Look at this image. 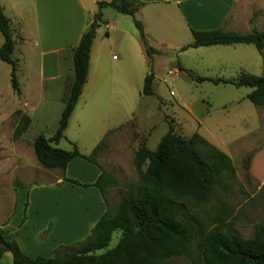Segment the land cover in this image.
Returning <instances> with one entry per match:
<instances>
[{
    "label": "rangeland",
    "instance_id": "obj_1",
    "mask_svg": "<svg viewBox=\"0 0 264 264\" xmlns=\"http://www.w3.org/2000/svg\"><path fill=\"white\" fill-rule=\"evenodd\" d=\"M2 5L13 25L20 15L30 21V6H14L10 0H2ZM102 17L104 21L97 27L93 41L87 83L57 146L71 150L75 144L87 156L101 142L96 160L117 179L105 195L107 206L115 210L124 196L140 188L134 164L136 151L143 144L155 149L169 124L182 137L197 132L207 140L217 141L219 145H215L223 151L227 145L235 166L234 182L228 189H218L209 201L184 200L182 214L200 230L217 228L237 231L245 238L252 236L264 220V184L249 173L245 159L264 145V106H255L248 100L249 87L209 80L197 82L180 71L178 63L205 77H235L241 68L264 76V49L259 52L253 45L237 44L182 50L192 42V37L176 30L169 32L164 29L168 25L162 22L156 38H147L155 49L149 59L139 44L132 16L106 7ZM228 25L240 33L262 30L264 0H237ZM15 37L12 57L18 66L20 93L11 86V65L0 59V219L16 223L25 216V234L32 237L35 231L45 229L46 233L55 230V234L77 238L87 217L86 204L105 205L97 187L83 186L92 183V174L98 168L82 156L69 162L64 173L45 169L37 161L32 142L40 134L50 137L56 131L69 82L42 81L38 53L34 51L33 55L31 49L29 53L23 49L19 32ZM3 41L0 32V47ZM114 54L118 59H113ZM151 69L154 94L144 95V78ZM17 109L27 110L32 121L15 139ZM18 181L26 185L25 191L16 190ZM120 235L121 231L116 230L107 248L114 247ZM51 243L23 241L21 246L33 256L60 254L62 249L46 253ZM69 246V250L77 247ZM174 258L181 264H195L186 256Z\"/></svg>",
    "mask_w": 264,
    "mask_h": 264
},
{
    "label": "trees",
    "instance_id": "obj_2",
    "mask_svg": "<svg viewBox=\"0 0 264 264\" xmlns=\"http://www.w3.org/2000/svg\"><path fill=\"white\" fill-rule=\"evenodd\" d=\"M96 4L98 10L92 22L72 50L74 78L64 101L58 127L50 137L38 135L32 142V148L39 164L48 170L59 169L64 173L68 163L79 156L96 164L101 170L99 176L94 182L83 186L97 187L107 206L106 190L115 185L117 179L96 160L101 151V142L87 156L82 155L75 144L71 150L57 146L64 137L69 118L87 81L91 47L96 29L102 22V9L111 7L119 13L132 16L149 59L155 49L148 43L142 22L135 17L142 4L139 0H96ZM0 32L4 38L0 59L11 65V86L16 93H20L18 66L12 57L17 40L1 4ZM191 33L192 42L183 46L182 50L237 44L253 45L259 52L264 49V28L240 33L218 27L209 30L191 29ZM178 68L197 82L209 80L215 84L249 87L248 100L255 106H264V76L241 69L235 77L212 78L198 75L180 63ZM153 81L151 69L144 78V95L154 94ZM15 114L19 118L13 138L17 139L30 126L31 118L20 109ZM252 155L245 159L247 167ZM134 164L140 188L124 196L115 210L107 206L88 236L74 244L77 246L74 250H69L70 246H61L56 251H62L55 256H32L25 253L18 242L0 227L3 239L0 257L6 251L11 252L13 264H181L174 256H186L195 264H264V220L255 228L252 236L245 238L232 230H200L192 219L182 214L184 200L209 201L218 189H228L234 182L235 166L227 153L197 132L187 138L182 137L169 124L155 149L145 144L138 148ZM65 179L79 184L74 179ZM15 187L16 190L24 188L19 181ZM24 219L25 216L21 224ZM116 230L121 231L118 242L114 247L107 248ZM99 250L103 251L97 253Z\"/></svg>",
    "mask_w": 264,
    "mask_h": 264
},
{
    "label": "crops",
    "instance_id": "obj_3",
    "mask_svg": "<svg viewBox=\"0 0 264 264\" xmlns=\"http://www.w3.org/2000/svg\"><path fill=\"white\" fill-rule=\"evenodd\" d=\"M10 1L14 4V6L17 5L21 8H24V6H30L31 9L33 8L32 14L29 16L30 21L27 20V16L20 15L17 18L15 17V24L13 25L11 18L9 16L7 17L10 19L15 35L16 32H19L20 34L22 41L20 45L23 47V49H27V53H29L31 49L33 51V55L34 51L38 53L39 78L42 81L64 80V82H69L67 85V93H69L74 75L72 50L79 42L81 35L87 30V27L93 20L94 14L98 10L96 0H29V2H24L22 0ZM139 1L142 4L136 11L135 16L137 15V17L142 22L146 37H152L153 39L156 38L157 33L161 30L162 22L168 25L164 28L167 29V31L173 32L176 30L187 38L188 36L192 37L191 29L209 30L221 27L225 30H232L228 24L230 22L231 15L234 13L237 2V0ZM0 4L2 5V0H0ZM2 7L3 11H5L3 5ZM70 18L77 20V22L72 21ZM103 21L104 19L102 17V22ZM59 36H61V40L57 42V38ZM52 39L55 41H52ZM139 44L143 47L141 40L139 41ZM92 52L93 44L90 52V59ZM24 57L25 53L23 60L25 59ZM112 57L113 59H118L115 54L112 55ZM241 69L246 70L244 68ZM129 77L130 76H128V78ZM26 101L27 99H25V103ZM25 109L24 112H26L28 115V112ZM208 141H212L214 143L213 144L211 142L213 145H219L217 141ZM224 147V152L230 155L229 147L227 145ZM248 167L249 173L255 179L264 184V145L253 152ZM97 168L98 170L94 171L95 173L93 172L94 174H92L91 182H94L101 172L98 166ZM23 186V189L17 190L19 193L25 191L26 185L23 184ZM97 204H86L85 209L87 210V217L84 221V228H81L83 230L77 238H66L65 236L55 234V230L51 231L50 233H46L45 229L35 231L32 237L31 234H25L27 232L25 231L26 228L24 227L25 222H23L21 225V218L19 221L17 219L16 223H13L8 219L5 220L1 218L0 227L8 236L14 238L21 248V243H23V241H36V244L38 245H46L52 242L50 245L51 247L46 250L47 254H51L61 246H69L71 244L73 245L88 236L91 228L107 208L106 204L103 205L101 202H98ZM39 238L40 241H38ZM22 250L29 254L24 248H22ZM0 264H13L11 252L6 251L2 254L0 257Z\"/></svg>",
    "mask_w": 264,
    "mask_h": 264
},
{
    "label": "water",
    "instance_id": "obj_4",
    "mask_svg": "<svg viewBox=\"0 0 264 264\" xmlns=\"http://www.w3.org/2000/svg\"><path fill=\"white\" fill-rule=\"evenodd\" d=\"M0 245H3V239H2L1 234H0Z\"/></svg>",
    "mask_w": 264,
    "mask_h": 264
},
{
    "label": "bare ground",
    "instance_id": "obj_5",
    "mask_svg": "<svg viewBox=\"0 0 264 264\" xmlns=\"http://www.w3.org/2000/svg\"><path fill=\"white\" fill-rule=\"evenodd\" d=\"M70 216H71V215H70ZM61 221H62V220H61ZM62 222H63V221H62ZM63 225H65V224L63 223ZM63 225H62V226H63Z\"/></svg>",
    "mask_w": 264,
    "mask_h": 264
}]
</instances>
